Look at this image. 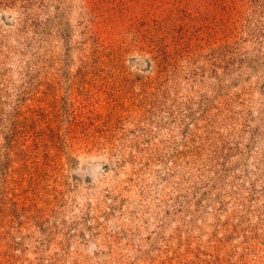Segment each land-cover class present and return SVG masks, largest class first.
Masks as SVG:
<instances>
[{
	"label": "rangeland",
	"instance_id": "obj_1",
	"mask_svg": "<svg viewBox=\"0 0 264 264\" xmlns=\"http://www.w3.org/2000/svg\"><path fill=\"white\" fill-rule=\"evenodd\" d=\"M0 264H264V0H0Z\"/></svg>",
	"mask_w": 264,
	"mask_h": 264
}]
</instances>
